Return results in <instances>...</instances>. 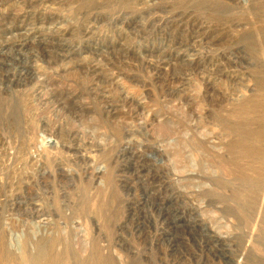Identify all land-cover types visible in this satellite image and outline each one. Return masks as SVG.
<instances>
[{
  "label": "rangeland",
  "instance_id": "obj_1",
  "mask_svg": "<svg viewBox=\"0 0 264 264\" xmlns=\"http://www.w3.org/2000/svg\"><path fill=\"white\" fill-rule=\"evenodd\" d=\"M0 264H264V0H0Z\"/></svg>",
  "mask_w": 264,
  "mask_h": 264
}]
</instances>
